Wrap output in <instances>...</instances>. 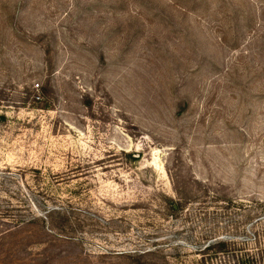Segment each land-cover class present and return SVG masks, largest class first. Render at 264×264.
Masks as SVG:
<instances>
[{
	"label": "rangeland",
	"instance_id": "obj_1",
	"mask_svg": "<svg viewBox=\"0 0 264 264\" xmlns=\"http://www.w3.org/2000/svg\"><path fill=\"white\" fill-rule=\"evenodd\" d=\"M215 241L264 246V0H0V264Z\"/></svg>",
	"mask_w": 264,
	"mask_h": 264
},
{
	"label": "trees",
	"instance_id": "obj_2",
	"mask_svg": "<svg viewBox=\"0 0 264 264\" xmlns=\"http://www.w3.org/2000/svg\"><path fill=\"white\" fill-rule=\"evenodd\" d=\"M174 210V209H173ZM258 243V242H257ZM258 251L255 255L247 256L244 254L241 258H239L236 253L235 244L230 241H215L211 242L208 246L204 248L202 251V258L203 261H201L202 264H206L207 260H204L207 256L210 259L211 255H228L232 254L233 257L237 258V261L235 264H264V246L259 243ZM233 247V250L231 249ZM149 253V252H148ZM251 259V261H250Z\"/></svg>",
	"mask_w": 264,
	"mask_h": 264
}]
</instances>
